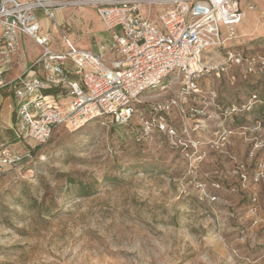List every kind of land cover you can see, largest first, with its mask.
Returning <instances> with one entry per match:
<instances>
[{"label":"rangeland","instance_id":"obj_1","mask_svg":"<svg viewBox=\"0 0 264 264\" xmlns=\"http://www.w3.org/2000/svg\"><path fill=\"white\" fill-rule=\"evenodd\" d=\"M244 12L186 100L175 76L141 96L148 134L137 116L44 143L4 134L31 157L0 170V264H264V0ZM85 21L75 11L63 28L76 47L106 52L111 32Z\"/></svg>","mask_w":264,"mask_h":264},{"label":"built area","instance_id":"obj_2","mask_svg":"<svg viewBox=\"0 0 264 264\" xmlns=\"http://www.w3.org/2000/svg\"><path fill=\"white\" fill-rule=\"evenodd\" d=\"M252 1L0 0V86L12 88L13 102L8 106L15 113L14 134L44 143L58 129L74 131L97 118L129 124L136 116V134H148L151 121L137 114L141 96L175 76L180 78L186 100L196 90L200 76L211 69L205 55L237 37L234 26L238 30ZM64 4L94 7L112 33L106 52L76 47L58 24L55 33L60 34L59 40L40 33L35 10L42 9L55 21V8ZM19 34L32 38L42 51L16 78L4 82L3 75L18 51ZM108 53L113 57L109 59ZM155 127L175 133L162 122ZM25 157L31 154L0 144V170Z\"/></svg>","mask_w":264,"mask_h":264},{"label":"crops","instance_id":"obj_3","mask_svg":"<svg viewBox=\"0 0 264 264\" xmlns=\"http://www.w3.org/2000/svg\"><path fill=\"white\" fill-rule=\"evenodd\" d=\"M55 1H66V0H55ZM94 7L91 6H70V5H59L55 8V21L49 19L45 16L42 12V9L35 10L36 12H40L37 16L38 20L40 21V33L51 36L53 41H55V31L56 27L55 24L61 25L65 22L72 21V15H74L75 11H79L83 17L86 18L87 27L92 24H89V20L91 19L95 23H99V25L104 29V25L102 22L97 21L98 18L97 14L94 13ZM95 15V16H94ZM246 15V14H245ZM151 19H155L154 16H150ZM89 24V25H88ZM1 33V27H0ZM68 35L75 41V36L72 33H68ZM72 35V36H71ZM104 36H101L103 38ZM99 38V37H98ZM105 41L109 42L112 39V33H110L109 37H105ZM19 40V47L17 54L12 56V63L9 66V70L5 72L3 75L4 82L11 81L12 79L16 78L24 69L28 68L31 62L36 59L41 54V47L30 37L25 36L23 34L18 35ZM13 71V73H11ZM13 102L12 98V88L11 85H3L0 86V143H5L4 134L11 133L14 138V131L13 125L15 121V113L14 110L11 109L8 104ZM9 131V132H7ZM17 139V138H16Z\"/></svg>","mask_w":264,"mask_h":264},{"label":"trees","instance_id":"obj_4","mask_svg":"<svg viewBox=\"0 0 264 264\" xmlns=\"http://www.w3.org/2000/svg\"><path fill=\"white\" fill-rule=\"evenodd\" d=\"M69 183H76L77 191L81 195H89L91 191V185L89 183H84L82 180L75 181L72 178L68 179Z\"/></svg>","mask_w":264,"mask_h":264},{"label":"bare ground","instance_id":"obj_5","mask_svg":"<svg viewBox=\"0 0 264 264\" xmlns=\"http://www.w3.org/2000/svg\"><path fill=\"white\" fill-rule=\"evenodd\" d=\"M244 17H245V14H244Z\"/></svg>","mask_w":264,"mask_h":264}]
</instances>
